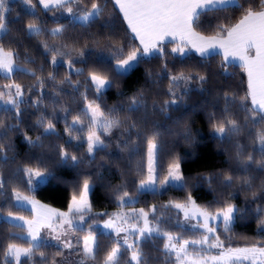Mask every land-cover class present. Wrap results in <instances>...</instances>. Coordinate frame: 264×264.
Instances as JSON below:
<instances>
[{
	"label": "trees",
	"instance_id": "1",
	"mask_svg": "<svg viewBox=\"0 0 264 264\" xmlns=\"http://www.w3.org/2000/svg\"><path fill=\"white\" fill-rule=\"evenodd\" d=\"M32 2L35 7L23 0L6 2L7 31L0 35V45L15 53V62L20 68L29 69V73L19 70L11 75L0 73V90L5 85L19 84L25 91L26 101L20 105L19 117L11 105H0V122L6 126L0 127V144L4 145L7 157L5 160L0 156V179L3 180L0 187V264H15V259L6 255L10 244L33 248L31 257L22 256L20 264H53V260L60 264L64 261L68 249L45 241L32 246L24 236L27 229L3 215H32L15 203L17 192L67 210L73 196L80 195L85 180L92 184L91 210L83 214L82 226L75 228L72 242L75 246L71 254L81 252L82 245L76 241L87 235L91 225L97 248L96 259L88 260V264H103L105 255L115 245L118 237L112 231L102 230L100 222L122 209H143L164 232L184 240L199 236V231L181 225V212L174 207L175 203H187L189 197L200 208L213 213L228 204L240 210L235 213L229 231L221 224L216 228V236L223 241L224 248L263 246L264 170L258 164L241 163L237 157L239 152L241 158L250 154L256 161L262 159L255 132L264 129V122L258 123L259 114L255 116L257 122L249 118L254 106L248 96L245 69L240 64L224 61L218 53L206 57L194 52L171 53L176 45L166 41L167 71L159 58L144 57L130 71L121 74L116 70L117 59L126 56L139 41L132 38L134 34L114 0H98L103 12L99 18L87 22L78 17L91 10L93 0H69L72 13L65 8L45 9L38 0ZM258 4L259 0H238L242 7L229 6L224 11L202 15L194 25L195 30L205 36L215 35L219 30L217 25L232 27L249 6L259 10ZM33 22L40 28L39 35L30 34L26 29L27 24ZM58 27L64 31L52 35V30ZM45 43L65 53L57 55L55 65L51 63L52 53L44 48ZM120 48L122 53L118 51ZM221 65L226 70H222ZM31 71L44 80L43 88L35 87L37 80ZM92 71L107 75L111 81V86L102 94L96 93L90 83ZM181 72L193 77L197 73L206 75L208 81L201 87L200 82L193 79L186 87L177 88V97L182 96V100L165 109L164 102L170 99L169 77ZM49 73L56 77L55 81L48 79ZM225 94L233 98L231 103L225 101ZM141 95L147 106L130 111V99ZM37 99L41 103L33 106ZM90 102L99 104L109 118L121 121L120 127L103 135L106 147L93 154L87 152L86 143L80 142L87 134L89 118L84 113ZM76 116H80L82 123L73 126ZM226 116L235 119L241 130L234 135L218 137L213 131L211 117L219 120ZM42 118L45 126L49 120L55 125L54 132L45 133L38 123ZM66 128L72 132L71 137ZM153 133L158 134L160 145L156 155L158 183L166 177L170 164L178 160L183 184L163 191H138L140 181L148 175L147 139ZM26 137L33 141L39 137V144H30ZM61 147L77 155L78 163L62 162ZM27 168H40L47 180L30 184ZM225 176H231L232 182H226ZM123 191L135 198V202L121 204L119 196ZM70 218L74 222L81 221L79 214L73 213ZM164 243L166 238L156 234L151 240H142L143 264H175L173 255L165 252ZM119 264H130V250L126 251V246L121 248Z\"/></svg>",
	"mask_w": 264,
	"mask_h": 264
},
{
	"label": "snow or ice",
	"instance_id": "2",
	"mask_svg": "<svg viewBox=\"0 0 264 264\" xmlns=\"http://www.w3.org/2000/svg\"><path fill=\"white\" fill-rule=\"evenodd\" d=\"M23 2L31 7H35L32 0H23ZM38 3L43 5L45 9L51 8H65L67 12L72 13L73 9L69 6V0H38ZM115 3L119 6L120 11L123 13V18L127 22L128 28L131 30L134 40L139 41L138 46H134L127 53L126 56H122L117 59L116 70L121 74L126 73L133 68L135 64L141 62L144 57H157L162 61V67L165 71L168 69L165 53V42H173L176 46L172 47L170 52L174 54L184 55L186 51L195 50L202 57L211 55L212 52L220 50L218 54L223 56L224 61L232 62V60L238 59L241 62V66L247 73L248 83V96L251 98L252 105L250 119L255 121V116L260 115V121L264 122V0H259L258 9H254L249 6L244 10V15L240 19L239 23L232 27L226 28L223 25H217L218 31L215 35L204 36L195 30L194 25L199 23L202 15H207L215 11H224L229 6L242 7L238 5V0H115ZM8 11L6 6V0H0V33L7 31L5 15ZM98 0H93L91 3V10L83 12L79 19L87 22L94 18H99L102 14ZM28 33L39 35L40 28L36 23H28L26 26ZM64 29L58 27L52 30V35H58L62 33ZM66 47V45L64 46ZM44 48L52 53L51 63L55 65L57 63V55L64 56L65 53L61 52L59 47H49L47 43L44 44ZM121 53L123 49H118ZM80 55H83L81 52ZM69 67L72 66L71 61L68 62ZM222 70L224 66L221 65ZM22 71L29 73V69L20 68L15 63V53L12 51H6L2 45H0V71L6 74H11L15 71ZM42 71V70H41ZM79 71V70H77ZM30 74L36 78L37 84L35 87L43 88L44 80L36 76L35 71H31ZM48 79L55 81L56 77L52 74H48ZM90 83L94 86L96 93H101L107 87L111 86V81L107 75L92 71L89 74ZM170 87L168 94L170 99L164 102V108L172 104H177L181 97H177L176 89L179 87H186L187 83L193 79L200 82L201 87L208 81L206 75L197 73L195 77L191 74H185L181 72L178 75H170ZM71 83V81H69ZM5 90H0V103L5 105H11L15 111L17 117L20 115V105L26 103L24 100L25 91L19 84H9L4 86ZM86 99V97H85ZM224 99L226 102L231 103L232 97L225 94ZM41 101L37 99L33 106L39 105ZM130 111L139 110L141 107H146L144 97L134 96L130 99ZM7 110V109H6ZM164 110V109H162ZM227 112L228 109H225ZM85 116L89 118V125L87 129V152L93 154L97 149L106 147L104 140L99 134L100 131L111 134V130L114 127H120L121 121L118 118H109L101 111L99 104L90 102L87 105ZM212 119V127L214 133L218 137H227L229 134H237L240 132V125L235 119L230 117H224L223 119ZM39 125L44 127L45 133H52L55 131V125L49 120L46 123L42 118L38 121ZM80 116L73 118V126L81 124ZM0 127H6L0 122ZM12 127H15L14 125ZM135 127V124H132ZM69 137L72 136V132L66 128ZM6 134V132H5ZM79 139V137H74ZM30 144L38 145L39 137L33 141L30 137H26ZM255 141L259 145V152L262 159L256 161L252 155L248 154L246 157L241 158L242 154L237 153V157L240 158V162L244 164H258L259 167L264 170V129L255 132ZM160 145L158 143V134L153 133L151 137L147 139V157H148V175L147 179H142L139 183L140 189L152 188L158 181L155 175V158ZM5 148L3 144H0V156H4ZM59 155L62 162L68 161L78 163V157L74 153H70L63 147L60 148ZM25 172L28 175V182L31 184L32 179L44 178L46 173L40 168H27ZM208 179V178H206ZM226 182L231 183L232 177L225 176ZM171 181H183L184 177L181 173V166L178 160H175L170 164L168 169V178L159 181L160 184H166ZM3 186V180L0 179V187ZM89 182L85 180L82 185V191L80 195L73 196L72 204L67 213L59 212L55 209H49L44 205H38L36 201H30L34 206H38L43 209L42 213H38L37 221H28L29 235L33 241L37 240L39 235V229L45 225L56 231V227L53 226L52 221L55 217L62 218L60 228L63 229V225H68V230L75 231L73 226V220L70 218L71 214H79V219L83 221L84 213L91 210V205L88 200ZM129 193L123 191L119 196L121 203L124 202V198L128 197ZM17 200H28V197H23L19 192L16 194ZM174 207L184 211L185 218L189 215L193 217H202L203 224L201 225L206 233L200 240H183L182 242L176 236L168 232H162L160 228L150 227L147 219L148 213L143 209H140L138 216L143 218V226L137 228L136 225H128L127 219L121 214H115V218L106 220L103 227L106 229H113L116 236L119 237L121 232H126L128 235L115 241V245L107 252L104 257L103 264H119L121 256L122 246H126V251L130 250V264H143L144 253L140 248V242L148 241L153 238V234L163 235L166 237L167 242L164 243V249L167 254L174 255L176 264H244L248 261L249 264H264V246H250V247H237V248H224L223 241L219 236L213 237V242L209 243V235L214 234L216 229L210 226V221L220 220L224 225L225 231L230 230L231 222L234 218V213H238L240 210L234 205L228 204L225 207L217 210L215 213L202 209L195 204V201L188 198L187 203H175ZM152 211H155L153 207ZM11 215V213H9ZM23 219V217H20ZM123 221V224L118 222ZM35 224V227H33ZM64 234L67 235V231ZM136 236L137 239L130 242V237ZM56 240H60L61 236L58 234L55 237ZM202 246L200 251L205 249L203 246H207L208 249L218 248L223 249L215 256L201 255L200 252L193 254L189 251V244ZM64 248H73L75 245L70 239L62 241ZM76 244L82 245L81 252L84 260L96 259V237L95 233L91 231V225H89V231L82 240L77 239ZM33 253L32 247H20L16 244H10L6 250V255L14 257L15 264H20L21 257H31ZM60 253H58L59 255ZM43 255V253H41ZM84 260H81L80 264H84ZM55 264V260H53Z\"/></svg>",
	"mask_w": 264,
	"mask_h": 264
},
{
	"label": "rangeland",
	"instance_id": "3",
	"mask_svg": "<svg viewBox=\"0 0 264 264\" xmlns=\"http://www.w3.org/2000/svg\"><path fill=\"white\" fill-rule=\"evenodd\" d=\"M7 1L8 0H6V2ZM78 19H79V17H78ZM1 34L2 33H0V35ZM219 51L220 50L214 51L211 54L218 53ZM187 52H194V53L200 55L194 49L191 50V51H186L185 53H187ZM226 62H228V61H226ZM228 63H235V64H240L241 65V62L238 59L232 60V62H228ZM130 70H128V71H130ZM0 73L1 74H4V75H11L12 74V73L11 74H6L3 71H0ZM2 90H5L4 87H3ZM0 105H5V104L0 103ZM87 105H88V103H87ZM87 105L85 106V109L87 108ZM89 123H90V121L88 122V125H89ZM99 134L101 135V138L103 139V135H105L106 133L100 131ZM106 135H108V134H106ZM86 137H87V134H86V136L83 139L80 140V142L86 143ZM147 164H148V157H147ZM154 167H155V175L157 177V174H156V158H155ZM167 178H168V173H167V175H166V177L164 179H167ZM46 180H47V175H45L44 178H35L34 177L32 179V182L38 184V183H44ZM182 184H183V181H171V180H169V182L166 183V184L157 183L152 188H145V189H141V190H160V191H163V190L167 189L168 187H170L172 185L180 186ZM91 189H92V184L89 183V193H88L89 203H90V198L89 197H90ZM16 194H15V203L18 206H21V207L26 208L29 211H31L32 215H26V214H11V215H9V214H5L3 216L8 221H10V222H12L14 224H18V225L24 226L27 229V232L25 233L24 236L26 238H28L32 242V246L37 245L41 241H45V242H48V243H54V244H56L57 246H60V247H63L62 241L66 240V239H70L73 242V240L75 238V235H76V231L68 230V225H66V224L63 225V229H61L60 228V224L62 223V218H60V217H55L53 219V221H52L53 226L56 227V231L55 232L52 231V229L49 228L47 225H45V226H43V227H41L39 229V235H38L37 240H35V241H33L31 239V236L29 235V224H28V221H33V222L37 221V219H38V213H42L44 211L43 209L39 208L38 206H34L30 201H36V202H38V205H44V206H46L49 209H55V210H58L59 212H65V213H67L69 211V208H70L71 204H72V199L70 201V204H69L68 209L67 210H61L59 208H56V207H53V206L44 204V203H42V202H40V201H38V200H36V199H34L32 197H29V196L24 195V194H21V193H20L21 196L28 197V200H17ZM134 202H135V198H131V197L128 196V197H125L124 198V202L121 203V204H128V203H134ZM139 211H140V209L128 208V209H122L119 212L112 213V215H110L105 220H103L102 222H100V227L102 228V230H104L106 232H111L112 231V232L115 233V231L113 229H106V228L103 227V225H104V222L106 220H109L110 218L114 220L115 214H121V213L127 219V224L126 225H123V226L127 227L128 225H136L137 228L142 227L143 226V218H141V217L138 216ZM179 211L181 212V215H182V219H181V222H180L181 225L184 226L187 229H191L193 231H199L200 232V235L199 236H197V237H195L193 239H185V240H188V241L200 240L202 238V236L206 233V230L201 226L203 224V218L202 217H193L191 215H189L188 218H185L184 211L181 210V209H179ZM20 217H23V219H20ZM147 219L149 221V226L150 227H157L158 226L160 228V230L162 232H164L161 229L160 225H158V223L153 222L150 219L149 216L147 217ZM234 220H235V213H234V218H233V220L231 222V225L233 224ZM118 224H123V221L118 222ZM219 224H221L224 227L222 221H220V220L210 221V226L215 227V229L217 228V226ZM73 226L75 228L76 227H81L82 226V221H78V222H74L73 221ZM33 227H35V224H33ZM65 230H68L67 231V235L64 234V231ZM58 234L61 236V239L60 240H56L55 239L56 235H58ZM126 235H128L126 232H121L120 233V236L118 237V239H121L122 240V238L124 236H126ZM208 235H209V243H212L213 242V237L216 236V231H215L214 234H208ZM174 236L178 237L181 242L184 240V239L180 238L177 235H174ZM136 239H137L136 236H131L130 237V242L131 241H134ZM166 242H167V240H166ZM201 247L202 246H200V245H192L191 243L188 246L189 251L192 252L193 254H195L196 252H200L201 255H206V256H215V255H218L219 252L223 250V249H218V248L208 249L207 246L205 245V246H203V248L205 249V251L201 252L200 251ZM243 247H247V246H243ZM66 249H68V251H67L68 252L67 258L64 259V261H62L60 264H80L81 260H84V257H83L82 252H79L78 255H73V254H71V251L74 248H71V249L66 248ZM173 257L175 259V256L174 255H173ZM84 264H88V260H84ZM175 264H176V261H175ZM244 264H249V262L248 261H245Z\"/></svg>",
	"mask_w": 264,
	"mask_h": 264
},
{
	"label": "crops",
	"instance_id": "4",
	"mask_svg": "<svg viewBox=\"0 0 264 264\" xmlns=\"http://www.w3.org/2000/svg\"><path fill=\"white\" fill-rule=\"evenodd\" d=\"M115 1V0H114ZM117 5V4H116ZM43 6V5H42ZM118 6V5H117ZM118 8H119V6H118ZM122 13V12H121ZM123 14V13H122Z\"/></svg>",
	"mask_w": 264,
	"mask_h": 264
}]
</instances>
